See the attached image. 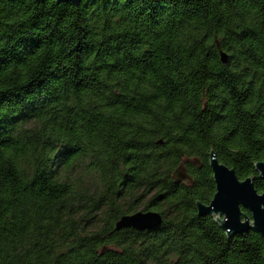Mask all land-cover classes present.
Returning a JSON list of instances; mask_svg holds the SVG:
<instances>
[{
	"label": "clouds",
	"instance_id": "obj_1",
	"mask_svg": "<svg viewBox=\"0 0 264 264\" xmlns=\"http://www.w3.org/2000/svg\"><path fill=\"white\" fill-rule=\"evenodd\" d=\"M55 3L0 0V57L25 61L35 53L37 60L58 65L57 71L72 72L68 53L72 41L83 38V29L92 45L80 52L85 86L60 85V99L41 105L43 119L11 130L17 141L30 142L33 149L21 154L0 147V155L8 152L5 161L12 164L26 157V165L17 170L26 182L45 166L56 173L66 165L78 170L83 162L94 170L79 179L99 211L86 207L78 213L76 233L81 239L95 236L101 241L94 245L96 255L108 244L123 253L124 264H235L239 258L229 255L228 233L216 221L201 223L197 218L196 201L205 189L200 177L190 172L186 176L185 170L198 163L189 156L206 160L207 153L247 118L264 125V3L210 0L202 21L192 23L177 15L152 24L138 19L151 0H77L81 7L61 22L50 15ZM53 30L64 39L39 51L30 52L20 39L41 31L47 38ZM244 33L249 34L247 39ZM161 47L167 48L171 60L157 65L156 74L146 78L138 65L148 52ZM222 53L228 54L226 62L221 61ZM138 112L149 115L133 122ZM197 125L206 126L204 142L180 145ZM3 135L0 130V139ZM161 138L168 141L166 146L156 144ZM65 145H76L72 151L80 153L70 163ZM129 171L142 190L166 194L159 215L133 216V206L112 197L113 187ZM8 199L0 191V202ZM7 208L0 216V264H61L64 249L59 245L65 240L60 229L50 240L47 230L38 227L44 221L31 216L14 228L24 204ZM92 216L103 227L84 230L81 218ZM125 216L131 219L122 220ZM117 221L124 231H113ZM75 239L72 235L67 243ZM261 257L259 264H264V253Z\"/></svg>",
	"mask_w": 264,
	"mask_h": 264
},
{
	"label": "trees",
	"instance_id": "obj_2",
	"mask_svg": "<svg viewBox=\"0 0 264 264\" xmlns=\"http://www.w3.org/2000/svg\"><path fill=\"white\" fill-rule=\"evenodd\" d=\"M38 2L42 4L43 0H38ZM261 2L264 3V0ZM209 3L210 0H151L147 9L140 10L138 19L152 24L164 21L169 16L176 19L177 15H182L188 21L196 23L205 19L206 6ZM79 7H81L79 3L56 2L52 5L50 15L57 22H61L74 8ZM108 7L111 8L112 4L109 3ZM184 22L179 21L181 25ZM48 27L51 28L52 25ZM172 27L176 25L173 24ZM80 32L83 38L74 39L73 47L68 53L74 65L72 72L63 69L57 71L58 65L51 61L45 63L37 60L35 53H32L25 61L16 58L9 60L6 56L0 57V105L3 106V111H0V130L4 131L3 138L0 139V147L21 154L31 151L33 144L27 141H17L11 130H19L22 125L37 118L43 119L41 105L54 104L60 99L58 90L60 85L70 83L76 89L85 86L79 67L80 52L92 45L87 42L88 33L83 29ZM248 36V33L242 34L244 39ZM20 39L26 42L25 47L31 52L32 49L39 51L55 46L56 41L63 40L64 37L57 35V32L53 30L47 38L41 31L31 36L23 35ZM170 60L171 56L168 55L167 48L161 47L157 51L148 52L138 66L145 72L146 78H150L156 74L157 65H166ZM148 115V112L135 113L132 121H144ZM120 130L123 131V129ZM205 136L206 126L197 125L187 132L179 144L186 146L192 140H199L203 143ZM160 140L161 142L156 141L157 145H167L168 141L163 138ZM76 147V145H65V148L71 152L68 163L80 154L78 151H72ZM214 152L216 159L232 168L238 178L251 177L255 190L258 193L264 190V180L259 178L253 165L256 161L264 162V125L257 124L252 118H247L228 133L225 141L218 145ZM8 154L5 152L0 155V161H5ZM187 159L198 161V163L189 165L185 170V175L187 176L190 172L193 176L200 177V183L205 191L198 201L208 203L215 191L212 172L207 161L208 153L206 160L197 155H191ZM25 165L26 157L17 160L15 164L0 162V191L6 192L9 197L7 201L0 202V207H4V212L0 213V216L7 213V205L23 202L24 209L17 217L16 223L13 224L14 228H18L31 216L44 221L38 227L47 230L50 240L52 234L60 229L63 233L61 238L65 240L64 244L59 245L64 249L60 252L61 264H124L123 253L104 244L99 255H96L94 245L101 241L95 236L81 239L76 233L78 213L83 212L86 207L94 212L99 211V206H93L89 190L79 179V176L87 175L94 170L85 166L83 162L78 170L68 168L66 165L62 171L56 173H51L49 167L45 166L38 168L33 179L26 182L17 172L18 168ZM111 195L114 199L127 201L130 206H133L132 213L138 210L156 212L159 203L162 202L161 197L167 198L166 194H156L152 189L142 190L132 171L124 174L119 185L113 187ZM196 216L201 223L213 221L212 216H199L197 212ZM81 223H83L84 230L89 231L103 227L102 222L96 216L88 220L81 218ZM124 230L122 228L113 231ZM72 235H76V239L72 244H68L67 239ZM227 245L229 255L239 258L235 264H245V262L259 264L261 254L264 253V238L252 229L228 237Z\"/></svg>",
	"mask_w": 264,
	"mask_h": 264
},
{
	"label": "water",
	"instance_id": "obj_3",
	"mask_svg": "<svg viewBox=\"0 0 264 264\" xmlns=\"http://www.w3.org/2000/svg\"><path fill=\"white\" fill-rule=\"evenodd\" d=\"M56 2L77 4V0H56ZM226 56V53L221 54L222 62H225L224 57ZM207 161L212 172L215 191L208 203L196 201L197 214L199 216H212L213 221L218 222L220 228L228 233V237L252 229L264 238V190L258 193L253 186L251 177L238 178L232 168L216 159L215 152L208 153ZM253 165L259 178L264 180V162L256 161ZM132 214L136 217L159 215L157 211L153 210H138ZM121 219L128 220L131 217L125 216ZM120 229H122L120 222L117 221L114 230Z\"/></svg>",
	"mask_w": 264,
	"mask_h": 264
}]
</instances>
